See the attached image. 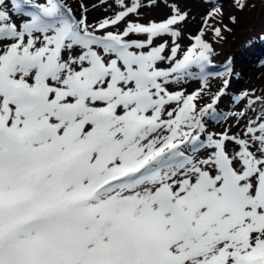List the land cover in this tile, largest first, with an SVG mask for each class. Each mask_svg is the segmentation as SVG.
<instances>
[{
	"label": "snow or ice",
	"instance_id": "1",
	"mask_svg": "<svg viewBox=\"0 0 264 264\" xmlns=\"http://www.w3.org/2000/svg\"><path fill=\"white\" fill-rule=\"evenodd\" d=\"M226 2L188 28L180 0H0V264H264V84L211 68Z\"/></svg>",
	"mask_w": 264,
	"mask_h": 264
},
{
	"label": "bare ground",
	"instance_id": "2",
	"mask_svg": "<svg viewBox=\"0 0 264 264\" xmlns=\"http://www.w3.org/2000/svg\"><path fill=\"white\" fill-rule=\"evenodd\" d=\"M180 3L190 11L192 17L188 21L187 27L195 28L208 0H180ZM166 10L163 7L162 0L160 8L150 9L146 7L144 9L146 13H150L151 15H156ZM262 29H264V18L257 21L254 28L242 39L238 51L234 53L237 71L241 69L242 81L245 79V82L238 81L240 87H248L250 85L259 87L264 84V39L256 38L257 33H261ZM214 68V71L222 70V67H219V65H214Z\"/></svg>",
	"mask_w": 264,
	"mask_h": 264
},
{
	"label": "rangeland",
	"instance_id": "3",
	"mask_svg": "<svg viewBox=\"0 0 264 264\" xmlns=\"http://www.w3.org/2000/svg\"><path fill=\"white\" fill-rule=\"evenodd\" d=\"M246 2L248 6L243 11L235 12V14L238 16L239 22L232 26L233 31L226 33L225 40L216 44L217 55L215 59L217 63L215 65H219V67H222V62L226 56H234V53H236L240 48L242 39L254 28V26L257 24V21L264 18V0H246ZM224 8L225 16L223 22L228 23L229 21L227 18V13L235 11L232 7L231 0H228V2L224 4ZM159 14L160 13L156 15ZM211 68L214 70V65L211 66ZM238 71L242 70L240 69ZM239 80L242 81V76L239 77ZM242 82H245V79H243Z\"/></svg>",
	"mask_w": 264,
	"mask_h": 264
}]
</instances>
